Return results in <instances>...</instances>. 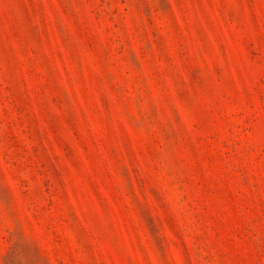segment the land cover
I'll use <instances>...</instances> for the list:
<instances>
[{
	"label": "rangeland",
	"instance_id": "rangeland-1",
	"mask_svg": "<svg viewBox=\"0 0 264 264\" xmlns=\"http://www.w3.org/2000/svg\"><path fill=\"white\" fill-rule=\"evenodd\" d=\"M0 264H264V0H0Z\"/></svg>",
	"mask_w": 264,
	"mask_h": 264
}]
</instances>
